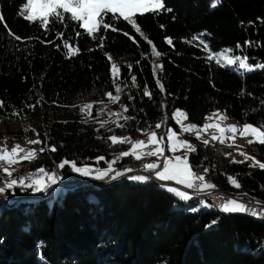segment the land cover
<instances>
[{"label": "trees", "instance_id": "1", "mask_svg": "<svg viewBox=\"0 0 264 264\" xmlns=\"http://www.w3.org/2000/svg\"><path fill=\"white\" fill-rule=\"evenodd\" d=\"M212 1L163 0L172 12L137 14L143 35L122 19L114 23L117 31L101 29L98 35L105 41L101 49L76 22L51 24L45 32L19 15L27 0H0V101L4 102L0 138L2 126L12 145L38 135L41 148L56 147L22 161L19 175L43 167L68 178L70 165L58 168L64 159L104 167L128 146L113 145L107 136L137 138L145 135L137 129L158 130L154 125L162 121L161 130L178 128L171 117L175 109L200 124L207 113L220 109L239 122L264 125V69L244 72L207 59L229 46L233 54L248 57L251 65L264 63V0H221L215 8ZM9 30L21 39H14ZM57 32L79 49L77 54L65 55ZM153 47L161 55H153ZM112 62L119 66L122 88L116 104L104 96L108 91L115 94ZM156 65L162 69L154 74ZM145 86L151 99L142 95ZM88 100H104L103 114L97 116L98 104L90 117L81 114L79 108ZM120 105H127L128 111ZM116 112L135 119L125 122L110 115ZM99 120L109 123L101 128ZM116 121L125 126L117 127ZM192 141L197 150L189 154L190 163L207 182L264 203V170L249 167L247 161L232 163L228 155L232 147L205 146L195 137ZM247 149L264 163V145L254 143ZM98 156L105 160L97 162ZM147 161L122 157L113 167L141 170ZM3 174L0 183L5 182ZM127 176L99 186L60 188L57 199L40 198L19 187L1 194L0 264H264L263 221L243 213L225 214L213 205L193 212L192 205L187 208L157 180L141 183ZM229 176L236 177L241 187H234Z\"/></svg>", "mask_w": 264, "mask_h": 264}, {"label": "snow or ice", "instance_id": "2", "mask_svg": "<svg viewBox=\"0 0 264 264\" xmlns=\"http://www.w3.org/2000/svg\"><path fill=\"white\" fill-rule=\"evenodd\" d=\"M220 2L221 0H213L211 7L215 8ZM161 11L172 12V9L166 8L163 0H27V2L19 10V15L28 22L38 23V25L42 27L45 32L50 30L51 24H63L66 22V20L76 22L78 27L84 30V34L88 35L94 40H97L98 46L103 49L105 43L104 37L102 34L98 35L101 29L104 31L109 29L112 31H117V29L114 27V23L122 19L131 25V27L135 29L137 33L143 35L136 22L137 14L143 15L148 12L159 14ZM2 20L3 17L0 15V21ZM109 21H112V23ZM161 27H163V25H161ZM9 34L14 36V39L16 40L21 39V37L12 34L10 30ZM124 34L128 35V33ZM56 35L59 39L64 41L62 46L66 50L65 55L67 57L70 58L74 54L78 53V48L72 47L68 41L64 40V34L62 32H57ZM77 35H80V33L78 32ZM144 38L147 40V37ZM165 40L168 44H172L171 38L165 37ZM147 42L152 44L151 40H147ZM245 43L250 42L246 41ZM57 47L59 48L61 45H57ZM205 47H207V45H205ZM236 47L240 48L241 45L237 44ZM226 51H231V49ZM152 53L156 56L161 55L160 53L156 52L154 47L152 49ZM105 55L108 57L109 61L112 60L110 54L105 53ZM207 59L211 61L213 57L209 55ZM247 60L248 57L246 56L228 57L226 65L221 66H231L238 62L239 69L243 70L244 72L264 69V63L249 65ZM216 62L217 64H220L219 60ZM128 67L131 68L132 65L129 64ZM157 68L162 69V65L154 66V74ZM119 71L120 69L117 63L112 62L111 82L115 86V94L112 91L104 93L107 101L111 102L112 104H116L121 100L120 93L122 88L120 86V82L118 81ZM136 81V76L132 75L131 82L133 86H136ZM156 85L161 92H164V85L159 79L156 80ZM142 95L148 97L149 99L152 98V94L146 86L143 88ZM241 95H243V92H241ZM128 99L131 100L133 97L129 96ZM96 104L100 105L97 110V116H99L104 112L105 101L103 100L95 102V104L86 103L80 106L79 111L85 117H90L92 115L91 110L96 106ZM3 107L4 102L0 101V108ZM29 107H35V105H29ZM120 107L122 108L123 112L128 111L127 105H120ZM123 112L110 113V115L122 117L125 122L135 119L134 117L123 115ZM13 115H18V113L14 112ZM171 117L176 121L177 124L180 125L181 132L195 133L197 140L201 139V132H205L209 128H215L219 135L212 134L211 139L219 141V143L223 144L225 143L226 134H230L227 135V139L232 140V144L228 145L229 147L234 145L237 132H239V136L242 138L252 137L251 139L247 140L249 145L254 143L264 145V125L254 126L251 123H244L242 130L239 129L237 125H228L227 127H222L219 121H224L227 119V115L225 113H220L218 111L214 112L213 117H218V121L215 124L205 123L202 127H199L196 124H184L183 121L187 120L188 116L187 113L181 109H175L171 113ZM205 119H211V117H206ZM166 120L167 117H165V121ZM84 122L86 123L87 120H84ZM107 123L109 122L106 120H99L101 128H103ZM115 123L119 128H123L125 126L123 123H119L118 121ZM162 123L163 121L156 123L154 125L155 129H160L162 127ZM25 131L27 132L28 129H25ZM32 131H35V129H32ZM137 131H141L143 134L147 135V143L143 140L132 141L129 137H118L116 135H109L106 137V139L109 140L113 145L117 143L130 144V149L121 152L115 160L105 161L107 163V168H92L86 163L84 166L78 167L75 161H69L68 159H64L62 162H60L58 164V168L63 169L66 165H70L71 171L78 173L81 176L91 177L92 179L98 181H104L106 178H108L110 182L112 180H117L121 177H124L126 176V173L133 171L131 168H126L123 171L114 169L113 165L118 159L122 157L132 156L136 160H141L144 156H154L158 159L162 157V164L156 162L145 163L143 165L144 170L148 172H154L156 179L160 181H175L176 184L183 185L187 189L206 191L215 188L214 184L205 181L204 175L197 174L195 171H193V168L189 163L187 154L196 152V147L186 139H179L178 133L172 128H169L167 132L159 138L156 131L145 132L141 129H137ZM97 139H101V137L98 136ZM27 143L34 145L42 143V141L28 140ZM202 143L207 146L209 144V140H203ZM165 147H167L168 151L173 153L179 149H185L186 153L184 156L176 155L169 157L165 155ZM145 149L150 150L145 151ZM46 150L54 152L56 151V147L50 146L49 149L42 147L39 151L42 153ZM239 154L244 157V160L237 161L233 159L232 163H245L247 160H251L252 164L249 165V167H259L261 170H264V163L257 160L254 156H250L245 152H240ZM37 155L38 154L35 149L26 150L19 143H14L10 150L6 147H0V165L7 164L11 166L24 160L31 161L36 159ZM228 155H231V153ZM96 159L97 162H99L105 160V157L98 156ZM2 171L7 175V177H9V179L6 182L0 183V194H4L6 191L12 190L16 187H19L24 191L28 189H31L34 192L47 191L49 187L55 185L61 178L56 172H49L43 167L37 169L35 172H29L26 175L20 176L18 179L11 178L13 176V171H11L9 167H3ZM203 171L207 172L208 169L204 168ZM113 172L114 175H110ZM127 179L143 183L149 180V176L130 175L127 176ZM227 179L234 187H241L236 177L229 176ZM161 187H164V185H161ZM167 191L173 193L182 201H189L191 199V196L187 192L181 191L178 188L168 187ZM202 206L206 207L207 205L202 204ZM189 210L196 212L199 209L193 207ZM219 210L224 213H249L253 217L259 216L264 218V209L257 211L250 205L239 202L236 199H228L224 201L219 206ZM212 223L215 224L216 221H213Z\"/></svg>", "mask_w": 264, "mask_h": 264}, {"label": "rangeland", "instance_id": "3", "mask_svg": "<svg viewBox=\"0 0 264 264\" xmlns=\"http://www.w3.org/2000/svg\"><path fill=\"white\" fill-rule=\"evenodd\" d=\"M228 49H231V51H226ZM233 51H234V48L233 47H229V46L228 47H222V48L218 49L216 52L213 53V58L215 60H219L220 63L226 65V62H227V58L228 57H236V56L244 57V56L239 55V54H237V55L236 54H233ZM158 61H159V59H158ZM247 63H248V61H247ZM249 65H251V64H249ZM230 67H232V68H234L236 70H239V71H243V70L239 69L238 62L236 64L231 65ZM98 101H101V100H96V101H89L88 100L87 102L88 103H94L95 104V102H98ZM105 106H106V104H105ZM104 110H105V108H104ZM217 111L220 112V113H224L222 110L217 109L215 111H212V112L207 113L205 115V117H204V121L201 124L200 123H195V122L191 121L189 118H187V120H184L183 123L186 124V125L187 124H196L199 127H202L205 123L215 124L218 121V117H213V113L214 112H217ZM206 117H211V119H205ZM219 122L221 123V126L222 127H227L228 125H237L238 128L241 129V130H242V126H243L244 123H250V122H239V121H237V120H235L233 118H230L228 116H227V119L226 120L219 121ZM251 124H253L254 126H259V125L254 124V123H251ZM177 125H178V128H175L174 126H168L167 128H165L163 130L158 129V130H153V131H156L157 132V136L159 138L160 136H163L167 132V130L169 128H172L174 131H176L178 133V138L179 139H186L191 144H193L195 146L194 142L192 141V138L193 137L196 138L195 133H191V132H181L180 131V125L179 124H177ZM1 129L3 131V136H2V138H0V147H6L7 149L10 150L13 145L8 142L7 136H5L6 134L4 133V130H3V127L2 126H1ZM212 134L219 135V133L217 132V130L215 128H209L207 131L200 133L201 139L198 140V141H201L202 142L203 140H209V143H219V141H216V140H212L211 139V135ZM227 135H230V134H226L225 143H223L222 145L228 146V145L232 144V140L227 139ZM124 137H127V136H124ZM129 138L132 141H135V140H143L146 143H147V139H148L147 135L139 136L137 138H132V137H129ZM251 138L252 137H243L242 138V137L239 136V132H237L236 137H235V143H234V145L232 146V148H228V153H231V160H233V159H235L237 161L244 160V157L239 154L240 152H245L248 155L254 156L257 160H259L255 155H253L252 153H250L248 151V149H247L248 146H249V144L247 143V140L248 139H251ZM28 140H33V141L34 140H40V137L38 135H33V136L29 137L27 140H25L24 142L19 143L26 150L35 149L36 152H38L39 149L41 148V143L34 144V145H30V144L27 143ZM219 144H221V143H219ZM165 145H166V138H165ZM129 149H130V144H128V146H127V150H129ZM148 150H150V149H145V151H148ZM185 153H186V150L185 149H179L178 151H176L175 153H173V152L168 151L167 150V147H165V155L166 156H169V157L176 156V155L184 156ZM189 154L190 153L187 154L188 160H189ZM21 155H23V154H21ZM143 158H145V159L148 160L147 163L156 162V163L162 164V161H163V158L162 157L158 159L157 157H154V156H151V157L150 156H144ZM259 161H261V160H259ZM21 162L15 163V164H13L11 166H9L7 164L0 165V174H1V172H3L2 171V168L3 167H9L10 170L13 171V176L11 178H17L18 179L20 177V175H19L20 172L19 171L22 169V166H21L22 163ZM247 162L249 164H252V161L251 160H247ZM189 163H190V160H189ZM84 165L85 164H77L78 167L84 166ZM87 165L90 166V167H92V168H107V163H106V165L104 167H100L98 165H90V164H87ZM190 165L192 166L191 163H190ZM192 168H193V166H192ZM193 171H195L194 168H193ZM31 172H35V171H31ZM195 172L197 174L204 175L203 173H199L197 171H195ZM126 174H129L128 176H130V175H145V176H149V178H152V179L157 180V184L158 185H164L163 188L165 190H167L168 187H175V188H178L181 191L187 192L191 196V199L189 201H184V202H186L185 205H187V208H190L191 205H192V208L195 207V208L201 209L203 207L204 208H214L215 207L216 209L219 210V208L216 206V204L214 203V200H213V198L211 196V192L212 191H217L218 192V195H220V193L221 194L225 193L226 195L229 193L231 195H237V196L246 197L250 202L258 203V201L251 199L246 194H242V193H239V192H230V191H227V190H225V189H223L221 187H218V186H215V188L209 189V190H206L205 191V190L187 189L183 185L176 184L175 181H160V180L156 179V177L154 175V172H148V171H145L144 169H141V170L134 169L132 172H128ZM69 175H70V177H68V178H61L60 180H58V182L55 185H52L51 187H49L47 189V191H42V192H34V191H32L33 192V195L34 196L37 195L40 198H44V197L53 195L54 196V199H57L56 197H58L59 191H61L60 188H62V189H68V188H74V187H78V186L79 187H81V186H87V187H89V186H99L98 183L99 182H102V181L94 180L91 177L81 176L78 173H74V172H71ZM3 177H4L5 182L9 179V177H7V175L5 173L3 174ZM107 180H109V179H107ZM107 180H104V181L107 183V182H109ZM55 189H56V191H55ZM196 191H197V194H196ZM33 195H29V196H33ZM29 196H24V197H26L27 198L26 200H28L29 199L28 198ZM30 198H33V197H30ZM196 198H199V200H196ZM210 198H212V200ZM228 199H236L239 202H242L240 199L233 198V197H230ZM16 200H17V202H20L22 199H16ZM17 202H15L13 205H16ZM259 203H261V202H259ZM202 204L207 205V206L206 207L205 206H202ZM262 204H264V203H262ZM222 213H224V212H222ZM225 214H230V213H225ZM243 214L244 215H247L249 217H252L249 214H246V213H243ZM252 218L264 222L263 219H259V218H255V217H252Z\"/></svg>", "mask_w": 264, "mask_h": 264}, {"label": "built area", "instance_id": "4", "mask_svg": "<svg viewBox=\"0 0 264 264\" xmlns=\"http://www.w3.org/2000/svg\"><path fill=\"white\" fill-rule=\"evenodd\" d=\"M197 194V191H196ZM211 196L215 199V201L218 202L219 205H221L224 201H226L228 198L233 197V198H237L239 199V196H223V195H218L217 191H212L211 192ZM243 203L250 205L252 208H254L257 211H260L261 209L264 208H259V204L258 203H253L250 202L248 199H240Z\"/></svg>", "mask_w": 264, "mask_h": 264}, {"label": "bare ground", "instance_id": "5", "mask_svg": "<svg viewBox=\"0 0 264 264\" xmlns=\"http://www.w3.org/2000/svg\"><path fill=\"white\" fill-rule=\"evenodd\" d=\"M218 190V189H217ZM221 194V193H220ZM221 195H223V196H237V195H231V194H225V193H223V194H221ZM213 198V197H212ZM212 198H210L211 200H212ZM239 199H247L246 197H242V196H239ZM213 200H214V203L216 204V206L219 208V204H218V202L217 201H215V199L213 198ZM259 204V208H264V204H260V203H258ZM247 214H249V213H247ZM250 215V214H249ZM250 216H252V215H250ZM253 217V216H252ZM255 218H259V219H263L264 220V218H261V217H259V216H257V217H255Z\"/></svg>", "mask_w": 264, "mask_h": 264}, {"label": "crops", "instance_id": "6", "mask_svg": "<svg viewBox=\"0 0 264 264\" xmlns=\"http://www.w3.org/2000/svg\"><path fill=\"white\" fill-rule=\"evenodd\" d=\"M191 191V190H190Z\"/></svg>", "mask_w": 264, "mask_h": 264}]
</instances>
